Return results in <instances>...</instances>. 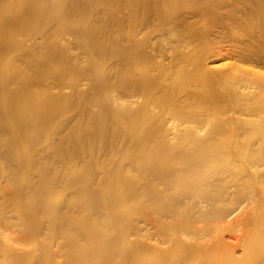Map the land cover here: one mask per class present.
Segmentation results:
<instances>
[{
  "label": "bare ground",
  "instance_id": "1",
  "mask_svg": "<svg viewBox=\"0 0 264 264\" xmlns=\"http://www.w3.org/2000/svg\"><path fill=\"white\" fill-rule=\"evenodd\" d=\"M0 264H264V0H0Z\"/></svg>",
  "mask_w": 264,
  "mask_h": 264
},
{
  "label": "rangeland",
  "instance_id": "2",
  "mask_svg": "<svg viewBox=\"0 0 264 264\" xmlns=\"http://www.w3.org/2000/svg\"><path fill=\"white\" fill-rule=\"evenodd\" d=\"M97 3H99V2H97ZM95 4H96V3H95ZM96 6H99V5L96 4ZM94 8H95V6H94ZM94 8H93V9H94ZM96 8H97V9H100V6H99V8H98V7H96ZM95 11H96V9H95ZM96 13H98V11H96ZM101 16H102V15H100V17H101ZM95 17H98V16L96 15ZM96 19H97V18H96ZM100 19H101V18H100ZM100 19H98V21H100ZM95 22H97V21H95ZM93 23H94V22H93ZM96 24H97V23H96ZM104 24H105V23H104ZM105 25H106V24H105ZM105 25H104V26H105ZM107 25H109V24L107 23ZM109 26H110V25H109ZM110 27H111V26H110ZM112 27L114 28V25H112ZM112 27H111V28H112ZM115 27H116V25H115ZM104 29H105V28H104ZM115 29H116V28H115ZM106 30H110V29H106ZM111 31L113 32V29H112ZM114 31H115V30H114ZM116 31H117V29H116ZM115 34H116V36H117V35H118V31L115 32ZM115 34H114V36H115ZM68 36H69L70 38H69ZM68 36L65 34V35H64V38L66 39L65 41L67 42V43H66L67 46H69V47L71 48L70 50L72 51L73 55H74V56H75V55H77V56H79V55L83 56V54H82L83 52H82V53L80 52V51H82V50H80V47H79V44H78L79 42L76 43V39H75V38H72V36H70V35H68ZM81 49H82V48H81ZM77 51H78V52H77ZM109 52H110V51H109ZM78 53H80V54H78ZM106 53H107V51H106ZM104 54H105V53H104ZM104 54H103V55H104ZM107 54L109 55L110 53H107ZM111 55H112V54H111ZM111 55H110V57L113 56L112 59H111L109 56H107V55L105 56V55H104V57H105V59H106V61H107L105 64L107 65V63H108V65L105 66L104 63H103V67L105 66V68H103V71H104V72H103V73H104L103 76H104L105 74H106V75H105L106 78H108V77L110 76V77L108 78V80L110 79L109 81L113 83V81L111 80V79H112L111 77H113V75H114L113 73L115 72L116 68L119 66V65H118L117 67H115L118 63H120V61H119V60H120V57H119L118 55H117V56L115 55V57H114V55H112V56H111ZM81 56H80L79 59H81ZM75 57H76V56H75ZM108 57H109L110 59H109ZM76 58H78V57H76ZM108 59H109V60H108ZM104 61H105V60H104ZM111 66H112V67H111ZM113 67H115V68H113ZM110 68H111V69H110ZM113 69H115V70H113ZM109 70H110V72H112V71H113V72L110 73V72H108ZM107 74H108V75H107ZM54 75H56V74H54ZM113 79H114V78H113ZM82 80H83V79H82ZM82 80H81V82H82ZM79 81H80V80H79ZM83 81H84V80H83ZM112 83H111V84H112ZM80 84H81V83H80ZM83 86H84V85L82 84V87H83ZM80 87H81V86H80ZM113 89H114V87H113ZM117 91H118V89H117ZM57 108H58L59 110H57ZM57 108H56V111H55V112H56V115H57V113H58L57 118H59V116L61 115L62 112H61V108H60L59 106H57ZM79 111H80V108L77 109V107H75V109H73V113H75V115H76V114H79ZM62 115H63V116H62ZM62 115H61V116H62L63 118H62L61 116H60V118H62V119H63V122H64V121H65V117H66V116L68 117L69 115H64V114H62ZM57 118H56V119H57ZM60 118L57 119L58 122H59V121H62ZM67 121L69 122V117H68ZM59 123H60V122H59ZM61 123H62V122H61ZM62 125H63V124H62ZM62 125H60V126H61V129H63V130H62V134H63V133L65 132L66 127H68V124H65V126H66L65 128H63ZM53 128H54V127H53ZM57 128H58V127H57ZM55 129H56V128H55ZM56 130L58 131V129H56ZM59 131H60V128H59ZM59 131H58L57 133H58V135H59V137H60V133H59ZM56 137H58L57 134H56ZM148 227H149V226H148Z\"/></svg>",
  "mask_w": 264,
  "mask_h": 264
}]
</instances>
